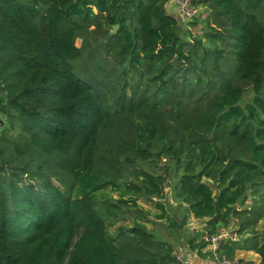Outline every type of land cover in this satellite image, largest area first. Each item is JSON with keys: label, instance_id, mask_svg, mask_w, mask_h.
I'll return each mask as SVG.
<instances>
[{"label": "trees", "instance_id": "trees-1", "mask_svg": "<svg viewBox=\"0 0 264 264\" xmlns=\"http://www.w3.org/2000/svg\"><path fill=\"white\" fill-rule=\"evenodd\" d=\"M171 1L0 0V264H191L223 231L264 264V0H195L197 35Z\"/></svg>", "mask_w": 264, "mask_h": 264}, {"label": "rangeland", "instance_id": "rangeland-1", "mask_svg": "<svg viewBox=\"0 0 264 264\" xmlns=\"http://www.w3.org/2000/svg\"><path fill=\"white\" fill-rule=\"evenodd\" d=\"M172 3L175 5V2L174 0H172ZM202 10L200 8L197 9V14L200 15L202 12ZM175 16H178L182 19V22H184L186 25H187V28L189 29H192L193 30V33L195 35L199 34L201 32V28H200V25L197 26V27H193V25L190 24L189 21L191 20H187L185 19L186 17L182 16L179 11L176 10V5H175V12L171 11ZM205 15V14H204ZM203 15V16H204ZM262 17H264V12H262V14H260ZM77 44L80 46L82 44V40L81 39H78L77 40ZM225 64V62H224ZM226 67V66H224ZM235 83L237 84H241L245 89H246V92H245V95H244V98L243 100L241 101V104L244 105V103L248 100H251L253 97H254V92L252 90V87L246 83H243L239 80H234ZM113 93V92H112ZM109 98L111 99L112 98V94L109 95ZM110 103H112V100H110ZM117 135L118 133H116L115 131H112V130H103L100 134V140H99V150H98V156L97 157V163L98 165H103L102 163H106V161L104 160V156L107 155V150H110L111 149V153H112V150H114V152L116 151L117 149ZM114 155V154H113ZM111 155V156H113ZM114 157V156H113ZM112 159V158H110ZM114 159H116L114 157ZM164 158L162 159V161L160 162V165H162L164 163ZM115 163H117L115 161ZM105 168L110 170V167L105 165ZM163 167V170H164V166ZM162 171V170H161ZM58 176L54 177V181L56 184H58L61 188H65L68 179H66L67 177H64V175L58 173L56 174ZM110 175L113 176V174L111 173ZM209 181L214 187L216 186V183H214L213 181H210V180H207ZM35 183H38L35 181ZM168 184L166 183L165 184V192L168 194V196H171V188L167 186ZM216 188V187H215ZM111 197L113 199H117L119 196H120V192L116 191V190H113L112 188H107L105 190H102L100 191V193L98 192L97 193V198H98V201H100L101 199H103L104 197ZM171 199V198H170ZM172 201V199L170 200ZM139 203L146 209L149 211L150 213V219L152 220V222H150L148 224V226L150 228H160L162 231L163 228L158 224L157 220H156V215L160 212L157 208H156V205L154 202H144L143 199H140L139 200ZM100 206V205H99ZM108 223L111 222V220H107ZM123 223H128V224H132L133 221L130 220V221H126V222H121L120 220L119 221H116L115 224L113 225H109L108 228H109V232L114 234L117 230V227L120 225V224H123ZM203 225H205L204 223H201L200 221L194 219L193 217H190L189 220H188V223H187V226L190 228V230H194V231H201L202 230V227H204ZM258 229L260 230L261 233H264V218H262L259 223H258ZM195 235L198 234L199 236V233L198 232H193ZM228 234V232H227ZM203 236L200 235L198 237L199 238H202ZM200 242V241H198ZM217 247V242H213V244H209L207 246H203V247H197L195 250H192L190 249V244L188 242H185L183 244H180L178 247H177V253L181 256H183L184 258V261H188L190 262L191 264H229L228 262L225 261L224 258H221L219 256H217L216 253H214L213 255L210 254L211 251H214L215 248ZM200 249H202L200 251ZM241 255H244L245 258H253L255 259V261H257L260 257L258 254H256L255 252L253 251H248V252H239L238 253V256H241Z\"/></svg>", "mask_w": 264, "mask_h": 264}, {"label": "built area", "instance_id": "built-area-1", "mask_svg": "<svg viewBox=\"0 0 264 264\" xmlns=\"http://www.w3.org/2000/svg\"><path fill=\"white\" fill-rule=\"evenodd\" d=\"M194 1L195 0H174L175 5H176V10L179 11V13L182 16L186 17L185 19H187V20H192L195 17H197V15H198L197 14V9L198 8L195 6ZM227 232L228 231H223L222 233H219L216 237L212 238V242H217L218 243V241L220 239H222L223 237L229 235V232H228V234H227ZM214 253H216L215 250H214ZM178 259L184 260L183 256H181V255H178ZM225 261L228 262L229 264H233L229 260L225 259Z\"/></svg>", "mask_w": 264, "mask_h": 264}, {"label": "crops", "instance_id": "crops-1", "mask_svg": "<svg viewBox=\"0 0 264 264\" xmlns=\"http://www.w3.org/2000/svg\"><path fill=\"white\" fill-rule=\"evenodd\" d=\"M168 9H169L170 11L175 12V5L172 3V1L168 4ZM241 257H244V255H241ZM246 259H252V260H255V259H253V258H246ZM259 260H260V258H259L257 261H259Z\"/></svg>", "mask_w": 264, "mask_h": 264}, {"label": "water", "instance_id": "water-1", "mask_svg": "<svg viewBox=\"0 0 264 264\" xmlns=\"http://www.w3.org/2000/svg\"><path fill=\"white\" fill-rule=\"evenodd\" d=\"M0 122H1V117H0Z\"/></svg>", "mask_w": 264, "mask_h": 264}]
</instances>
